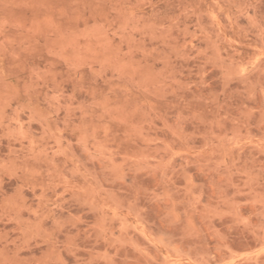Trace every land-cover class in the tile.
Masks as SVG:
<instances>
[{"label":"rangeland","instance_id":"1","mask_svg":"<svg viewBox=\"0 0 264 264\" xmlns=\"http://www.w3.org/2000/svg\"><path fill=\"white\" fill-rule=\"evenodd\" d=\"M0 264H264V0H0Z\"/></svg>","mask_w":264,"mask_h":264}]
</instances>
